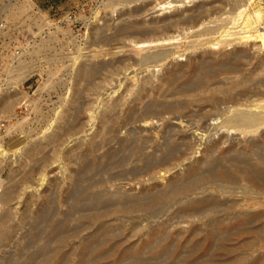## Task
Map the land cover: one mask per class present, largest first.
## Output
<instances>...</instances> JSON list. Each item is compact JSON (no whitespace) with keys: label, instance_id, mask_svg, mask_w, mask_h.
<instances>
[{"label":"rangeland","instance_id":"rangeland-1","mask_svg":"<svg viewBox=\"0 0 264 264\" xmlns=\"http://www.w3.org/2000/svg\"><path fill=\"white\" fill-rule=\"evenodd\" d=\"M176 19L167 40L134 44L142 30ZM0 21L8 28L0 36V119L9 133L0 142V264H264V191L247 182L256 174L264 185V126L247 134L219 128L224 105L209 103L189 106L182 123L167 114L128 122L143 101L195 100L199 92L170 94L202 64L212 67L209 88L263 78L264 0H0ZM17 47L24 50L15 62ZM157 50L168 58L139 65ZM238 52L240 72L219 74L216 65ZM82 63L95 73L76 82ZM176 131L187 144L146 169ZM222 169L225 182L211 178ZM108 175L117 177L112 187L102 183ZM197 176L204 188L172 201V186ZM103 189L160 201L118 211L95 201Z\"/></svg>","mask_w":264,"mask_h":264},{"label":"bare ground","instance_id":"bare-ground-1","mask_svg":"<svg viewBox=\"0 0 264 264\" xmlns=\"http://www.w3.org/2000/svg\"><path fill=\"white\" fill-rule=\"evenodd\" d=\"M226 1L228 2V0H226ZM234 2H235V0H234ZM167 4H168V6H167L168 8L172 7L169 2ZM240 7H242V5H240ZM200 11L201 12L198 11L199 13L197 14V16L202 14V12H203L202 9H200ZM242 13H243V10H239L238 16H241ZM177 19H176L175 22H171V21L165 22L166 20H164V21L161 22L162 24L160 26H156L155 25V26H152L151 28H149L147 30L144 29L146 31H144V30H142V32L139 31L140 33H138V35L132 37L134 44H138V45H141V46H148V45H152V44H156V43H161V42L167 40L166 39V37H167L166 32L169 31L168 29L170 27H172L174 25H177L180 22ZM169 22H171V23H169ZM193 22H196V21H193V18H190V19L188 18V19L184 20L185 24H187V23H192L193 24ZM247 22L248 21H246L245 24ZM122 28H123V26H122ZM203 29L201 30L202 32H200V34H207L209 32L207 30L208 27L206 29H204L205 31ZM209 30H210V32H212L211 29H209ZM119 32H121V31H119ZM122 32L119 33V34H122ZM245 33H247V32H245ZM131 34H129V36ZM112 35H116V33L112 34ZM104 37H103V40H104ZM113 37H115V36H113ZM258 37L261 39V41L263 43L264 42V35H259ZM100 38H102V37H100ZM107 38H109V37H107ZM111 39H113V38H111ZM111 39H109V40L111 41ZM106 42H107V40H106ZM242 42H243V40H242ZM100 44H101V46H103L102 43H100ZM167 56H168L167 50L166 51L157 50V51H155L152 54H150V52H149L148 55H144L143 57H141V59L139 61V63H140L139 65H149V64L156 65L158 63H161L164 59H166ZM240 56H241L240 52L232 54L230 56V58H228L226 61L220 62V63H218L216 65L217 66L215 68L216 71L219 74H225L227 76L238 74L241 69H240V66L237 65V63H235V59L237 58L239 60ZM100 63H102V62H100ZM104 63H106V61L103 62V64ZM106 64H108V62ZM200 64H202V63L200 62ZM88 65H90V64H88ZM102 66H104V65H102ZM199 66L200 67H199L198 76L188 80L187 82H185L183 84V86L178 91H175L172 94H170V97L172 96V98H173V95H175V94L181 95V96H185V97H193L194 95L191 96L192 93L199 92L198 94L195 95V96H197V98L195 100L192 99L189 102H185V101L183 102V101H177V100L166 101V102H156V101L154 102L153 100L152 101H148V102H144L143 101L141 103L140 108L137 111H133L131 113V116L128 119V122L129 121H133V122H136V123H143V124L149 123V124H152L153 119L162 120L163 115L167 114V115L175 116V118L179 120V123H182L184 117H188V115H186V114H187V109H188L189 106L197 105L198 103H209V105H211L212 107L219 106V105H224V108L221 110V113L225 114V118H223L221 120L220 124L218 125L219 128L226 129V130L232 129V130L240 131L241 133L247 134V133H254L259 128L264 126V106L261 105V104H264V77L263 78H242L240 80L231 81L227 87L209 88V86H208L209 83L208 82L211 80L210 78L213 75V73L211 71L212 67H209V66H206V65H203V64L199 65ZM92 68H93L92 66H90V67L87 66L86 63L80 64V66L78 67L77 72H76V77H75L76 82L84 81L85 79H87L91 75H93L95 73V70L92 69ZM231 78H233V77H231ZM201 79H203V80H201ZM84 82H82V83L84 84ZM143 82L145 84H147L149 82V80L148 79H144ZM83 84H82V86H83ZM238 87H241L240 88L241 90L240 91H234ZM139 91L146 93V89L144 88V86L140 87ZM77 97H78V95H77ZM174 97H176V96H174ZM172 98H170V99H172ZM145 101H147V100H145ZM242 106H244L246 108H249V109H242L241 108ZM252 108H254V109L252 110ZM192 113H193V111H192ZM204 116L205 115L202 114V116L200 118H204ZM94 125H95V123H94ZM67 126H69V125H66V127ZM69 128H70V126H69ZM170 130H173V128H169L166 133H169ZM135 137H136V135H135ZM173 137L174 138L171 139V137L169 135L167 136V138L165 139L164 148L158 151L159 155H158L157 160L155 159L156 158L155 155L148 156L149 160L152 161L154 159L155 161L154 162H148L146 164L144 162V166H146L145 167L146 169H147V167L150 168V165L154 166V167H163V165L166 163V161H168V159H170L172 157V155L176 151L177 152L179 151L181 146L187 144L180 132L176 131L174 133ZM132 138H133V136H132ZM133 140H135V139H133ZM143 146H145V145H143ZM119 148L121 149V146ZM28 153L29 154L36 153V151L34 149H29ZM140 153H141V151H140ZM148 155H149V153H148ZM76 159H77V157H76ZM124 159H125L124 157L119 159L117 164H120ZM227 162H229V161H227ZM210 165H211V163H210ZM214 170L211 171V175H212L211 178H216V180H220V181H224V182L229 178L230 174L228 173L227 169L219 170V172H216ZM132 173H133V171H132ZM132 173H130L131 176H132ZM116 175H110V176L108 175L106 179L101 178V179H104V181L102 183L104 185H108L109 184L112 187L113 184L115 183V181L117 180ZM199 180H200V182H204L200 178V176H197L196 178L194 177L193 179H191V181L189 180L188 182H183V183H179L178 185L172 186L173 187V189L171 191L172 196H170V197H172V201L173 200L181 201L182 200L181 197H184L185 195H187L189 193L190 194L196 193V191L198 189H200L199 186H201V189H203L204 185L206 183H203V184L198 186V185H196V182L199 181ZM247 182L251 183L252 185H254V187L262 189L264 191V185L261 183L260 178H259L258 175L253 174L250 177H247ZM80 188H81V186H80ZM156 196H158V195H156ZM157 198L158 197H155V196H150L148 198H142L140 196L135 197V196H132V195L128 194V192L121 191L120 189H114L111 192L105 191V189H103L101 192H99L95 196V201H99L100 204H104V205H108V206L110 205L112 207L117 208L118 211H123V212H124V210H128L131 207L141 208L143 210H148L149 211L155 205V203L157 201ZM162 198H165V197H162ZM168 199L171 200L170 198H168ZM159 201L160 200H158L157 203ZM166 201H168V200L166 199ZM200 201H202V200H200ZM185 203L186 204H189V203L190 204H195L197 202L196 201H185ZM210 207L212 208V206H210ZM149 213H152V211H150ZM3 220L0 219V242L3 241L6 238L5 234H3L1 232V230H3V229H1L2 225L4 224Z\"/></svg>","mask_w":264,"mask_h":264},{"label":"built area","instance_id":"built-area-1","mask_svg":"<svg viewBox=\"0 0 264 264\" xmlns=\"http://www.w3.org/2000/svg\"><path fill=\"white\" fill-rule=\"evenodd\" d=\"M5 23L0 21V36L7 31ZM30 41V40H29ZM30 46L29 42L27 43V47ZM23 48L17 47L12 51V57L14 58L15 62L18 61L21 56L23 55ZM4 91H0V97L3 95ZM8 126L5 124L4 120L0 119V142L4 140L8 135Z\"/></svg>","mask_w":264,"mask_h":264}]
</instances>
